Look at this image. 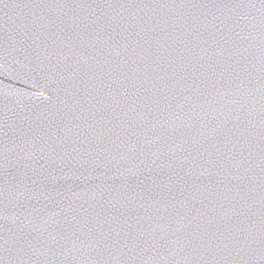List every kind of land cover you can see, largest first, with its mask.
Returning <instances> with one entry per match:
<instances>
[{"label":"water","instance_id":"95a60500","mask_svg":"<svg viewBox=\"0 0 264 264\" xmlns=\"http://www.w3.org/2000/svg\"><path fill=\"white\" fill-rule=\"evenodd\" d=\"M0 264H264V0H0Z\"/></svg>","mask_w":264,"mask_h":264}]
</instances>
